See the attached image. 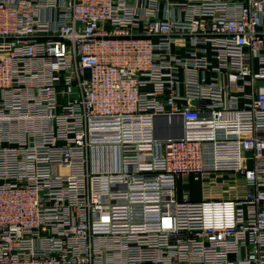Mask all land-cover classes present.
I'll list each match as a JSON object with an SVG mask.
<instances>
[{"label":"built area","instance_id":"2783aa9c","mask_svg":"<svg viewBox=\"0 0 264 264\" xmlns=\"http://www.w3.org/2000/svg\"><path fill=\"white\" fill-rule=\"evenodd\" d=\"M0 264H264V0H0Z\"/></svg>","mask_w":264,"mask_h":264},{"label":"crops","instance_id":"0c3cea01","mask_svg":"<svg viewBox=\"0 0 264 264\" xmlns=\"http://www.w3.org/2000/svg\"><path fill=\"white\" fill-rule=\"evenodd\" d=\"M178 56L183 55V50H179L176 48V52H175ZM215 63V62H214ZM181 72H179L180 74ZM210 77V73L208 74V79ZM191 182V183H190ZM194 182L192 179L188 180L187 184L183 183L182 180L178 181L177 184V195L179 198H185V197H189V198H199L200 197V188H199V184L198 187L194 186ZM188 195H187V194Z\"/></svg>","mask_w":264,"mask_h":264},{"label":"rangeland","instance_id":"374dc122","mask_svg":"<svg viewBox=\"0 0 264 264\" xmlns=\"http://www.w3.org/2000/svg\"><path fill=\"white\" fill-rule=\"evenodd\" d=\"M190 183H191V182H190ZM194 186H195V187H196V186L198 187V183H197V182H196V183H194Z\"/></svg>","mask_w":264,"mask_h":264}]
</instances>
